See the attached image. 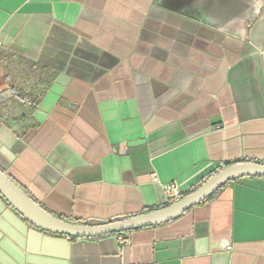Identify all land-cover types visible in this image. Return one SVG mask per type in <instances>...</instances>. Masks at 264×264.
<instances>
[{
	"label": "crops",
	"instance_id": "0c3cea01",
	"mask_svg": "<svg viewBox=\"0 0 264 264\" xmlns=\"http://www.w3.org/2000/svg\"><path fill=\"white\" fill-rule=\"evenodd\" d=\"M191 1L0 0V169L45 210L126 220L169 206V184L264 165V4L239 26ZM0 264H264V177L99 239L46 233L0 195Z\"/></svg>",
	"mask_w": 264,
	"mask_h": 264
},
{
	"label": "water",
	"instance_id": "95a60500",
	"mask_svg": "<svg viewBox=\"0 0 264 264\" xmlns=\"http://www.w3.org/2000/svg\"><path fill=\"white\" fill-rule=\"evenodd\" d=\"M248 177H264V165L256 163L230 165L194 192L165 208L99 225H80L54 216L33 200L1 169L0 195L28 223L46 233L73 239H92L168 224L204 203L229 183Z\"/></svg>",
	"mask_w": 264,
	"mask_h": 264
},
{
	"label": "rangeland",
	"instance_id": "374dc122",
	"mask_svg": "<svg viewBox=\"0 0 264 264\" xmlns=\"http://www.w3.org/2000/svg\"><path fill=\"white\" fill-rule=\"evenodd\" d=\"M191 2L192 3L189 5L190 7L195 3L197 4L196 7H198L197 10H199V8L202 9L204 14H209L210 10L212 12V9L213 11L216 9L218 12H222L223 15H219L214 18H221L223 20H227L228 22H234V24L239 26L247 25L253 21L259 14L264 4V0H192ZM233 4L235 8L237 7L242 10V15H225L226 12L230 11ZM204 17L208 18L209 15H205ZM5 113V110H0L1 116Z\"/></svg>",
	"mask_w": 264,
	"mask_h": 264
},
{
	"label": "built area",
	"instance_id": "2783aa9c",
	"mask_svg": "<svg viewBox=\"0 0 264 264\" xmlns=\"http://www.w3.org/2000/svg\"><path fill=\"white\" fill-rule=\"evenodd\" d=\"M156 181V179H154ZM165 193L166 196L168 197V200L170 201L171 204L181 200L183 198V193L177 187L175 184H169L165 186ZM170 204V205H171ZM122 235V234H121ZM121 244H127V240L124 238H120Z\"/></svg>",
	"mask_w": 264,
	"mask_h": 264
},
{
	"label": "trees",
	"instance_id": "16d2710c",
	"mask_svg": "<svg viewBox=\"0 0 264 264\" xmlns=\"http://www.w3.org/2000/svg\"><path fill=\"white\" fill-rule=\"evenodd\" d=\"M3 171V170H2ZM4 172V171H3ZM215 176V175H214ZM212 177H210L209 179L203 181L195 190H197L198 188H200L202 185H204L206 182H208ZM218 194V192L216 194H214L211 198H209L208 200H206L205 202L213 199L216 195ZM204 202V203H205ZM57 236V235H56ZM62 237H66V236H62ZM103 237H106V236H101V237H97V238H92V239H99V238H103ZM73 239V238H72Z\"/></svg>",
	"mask_w": 264,
	"mask_h": 264
}]
</instances>
